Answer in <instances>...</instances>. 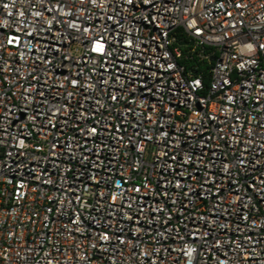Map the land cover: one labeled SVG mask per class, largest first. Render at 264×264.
<instances>
[{"label": "built area", "instance_id": "2783aa9c", "mask_svg": "<svg viewBox=\"0 0 264 264\" xmlns=\"http://www.w3.org/2000/svg\"><path fill=\"white\" fill-rule=\"evenodd\" d=\"M0 264H264V0H0Z\"/></svg>", "mask_w": 264, "mask_h": 264}, {"label": "trees", "instance_id": "16d2710c", "mask_svg": "<svg viewBox=\"0 0 264 264\" xmlns=\"http://www.w3.org/2000/svg\"><path fill=\"white\" fill-rule=\"evenodd\" d=\"M184 65H186L187 69H191V62L182 61ZM212 64L205 61L197 64V69L193 70L195 71L196 75H200L202 77V82L205 88L209 85V76H208V70L210 69V66Z\"/></svg>", "mask_w": 264, "mask_h": 264}, {"label": "snow or ice", "instance_id": "6c2138e0", "mask_svg": "<svg viewBox=\"0 0 264 264\" xmlns=\"http://www.w3.org/2000/svg\"><path fill=\"white\" fill-rule=\"evenodd\" d=\"M97 50H100V47L98 46Z\"/></svg>", "mask_w": 264, "mask_h": 264}, {"label": "water", "instance_id": "95a60500", "mask_svg": "<svg viewBox=\"0 0 264 264\" xmlns=\"http://www.w3.org/2000/svg\"><path fill=\"white\" fill-rule=\"evenodd\" d=\"M212 61H214V59H212Z\"/></svg>", "mask_w": 264, "mask_h": 264}]
</instances>
